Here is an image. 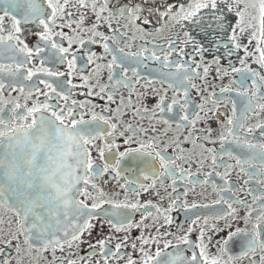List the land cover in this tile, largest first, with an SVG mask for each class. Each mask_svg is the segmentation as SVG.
I'll list each match as a JSON object with an SVG mask.
<instances>
[{
    "label": "snow or ice",
    "instance_id": "snow-or-ice-1",
    "mask_svg": "<svg viewBox=\"0 0 264 264\" xmlns=\"http://www.w3.org/2000/svg\"><path fill=\"white\" fill-rule=\"evenodd\" d=\"M0 264H264V0H0Z\"/></svg>",
    "mask_w": 264,
    "mask_h": 264
},
{
    "label": "flooded vegetation",
    "instance_id": "flooded-vegetation-1",
    "mask_svg": "<svg viewBox=\"0 0 264 264\" xmlns=\"http://www.w3.org/2000/svg\"><path fill=\"white\" fill-rule=\"evenodd\" d=\"M95 50V49H94ZM78 98H80V99H84V97L83 96H78ZM94 99V101H95V98H93ZM95 102H99V101H95ZM243 179H246V177H244ZM233 181L235 182V176L233 177ZM241 183L243 182V180L241 179V181H240ZM190 198H191V194H190ZM137 219H139V217H137ZM179 220H183V216H179ZM133 234L134 235H136V234H138L137 232H136V230H134L133 231ZM87 249H85V251H86ZM130 250V249H129Z\"/></svg>",
    "mask_w": 264,
    "mask_h": 264
}]
</instances>
